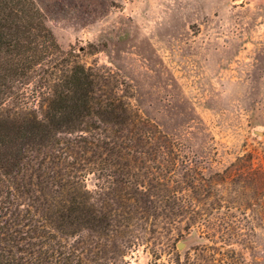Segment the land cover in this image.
<instances>
[{"label":"trees","instance_id":"trees-1","mask_svg":"<svg viewBox=\"0 0 264 264\" xmlns=\"http://www.w3.org/2000/svg\"><path fill=\"white\" fill-rule=\"evenodd\" d=\"M34 11L0 0V264H116L119 244L142 243L168 264L166 242L171 264H262L264 166L245 153L214 170L133 114L110 73L71 60ZM194 227L208 243L180 252ZM93 228L116 242L88 238Z\"/></svg>","mask_w":264,"mask_h":264},{"label":"rangeland","instance_id":"rangeland-1","mask_svg":"<svg viewBox=\"0 0 264 264\" xmlns=\"http://www.w3.org/2000/svg\"><path fill=\"white\" fill-rule=\"evenodd\" d=\"M31 1L42 32L51 31L71 60L110 73V86L133 114L214 170L245 153L264 166V0ZM27 100L29 108L39 105L36 98ZM99 182L93 173L86 176L90 191ZM254 225L264 264V224ZM86 235L101 245L116 242L95 228ZM206 235L190 229L179 241L187 244L177 250L208 243ZM164 239L152 242L161 246ZM88 245V252L95 249L91 240ZM119 245L116 264H152L155 258L146 244ZM166 245L161 261L171 264Z\"/></svg>","mask_w":264,"mask_h":264},{"label":"water","instance_id":"water-1","mask_svg":"<svg viewBox=\"0 0 264 264\" xmlns=\"http://www.w3.org/2000/svg\"><path fill=\"white\" fill-rule=\"evenodd\" d=\"M186 244H187L186 241H181V242H179V244H178V248H179V249H183V248L185 247Z\"/></svg>","mask_w":264,"mask_h":264}]
</instances>
